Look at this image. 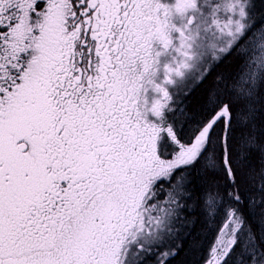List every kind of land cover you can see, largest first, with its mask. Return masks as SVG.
<instances>
[{"label":"snow or ice","instance_id":"6c2138e0","mask_svg":"<svg viewBox=\"0 0 264 264\" xmlns=\"http://www.w3.org/2000/svg\"><path fill=\"white\" fill-rule=\"evenodd\" d=\"M256 3L0 0V264H175L218 215L199 264H264V89L171 92L206 52L264 67Z\"/></svg>","mask_w":264,"mask_h":264},{"label":"flooded vegetation","instance_id":"af4514ba","mask_svg":"<svg viewBox=\"0 0 264 264\" xmlns=\"http://www.w3.org/2000/svg\"><path fill=\"white\" fill-rule=\"evenodd\" d=\"M249 34H250V31H248V36ZM231 55L232 53H229V56ZM202 56H204L205 58L203 59L202 57L200 59L201 62L198 61L196 63L195 65L196 68H192L189 71H187L188 75L185 79L184 85H183V82L181 83V80L179 79L178 83L173 85L171 88L174 102L178 106H181V105L188 106V107L190 106L189 101L191 99L193 92L196 90V89L194 90L191 89V86L195 85L197 86V89H198L199 86H202L208 80L209 75L204 77V79H200V77L203 75V72L206 66H211L210 74H214L221 70V66L225 63V60L228 59V57H225L224 60L220 61L219 63H216L215 61H213L212 55L210 52H206ZM263 89H264V86H263ZM200 217L202 220V213L200 214ZM249 218L252 219L253 223H255L254 217L250 215ZM220 223H221V217L218 215L217 216V228H211L206 232V234H201L200 229L203 228L204 225L200 223L197 225V228L194 229V239L197 238L196 237L197 235L199 236L200 247L197 248V250L195 251L196 253H195L194 259L192 260L191 264H199V260L207 254V251L210 245L213 243L215 239L216 232H217V229ZM259 236H260V233L258 232L257 233L258 239H259ZM210 242L211 244L209 245ZM240 243L241 244L244 243L243 235H241ZM185 248H186V251L177 258V260L175 261V264H177V261L181 257H184V258L187 257L188 260L191 259V253L189 252V248H191V243L187 240L185 241ZM239 252H240V247L239 245H237L235 253L233 254V257H232L231 264H235V257H236V254H238Z\"/></svg>","mask_w":264,"mask_h":264},{"label":"rangeland","instance_id":"374dc122","mask_svg":"<svg viewBox=\"0 0 264 264\" xmlns=\"http://www.w3.org/2000/svg\"><path fill=\"white\" fill-rule=\"evenodd\" d=\"M261 24H264V16H263V23H260V21L258 20V17H257V13H256V19H255V23L252 25V27L249 29V31H251V35L253 34V32H255V30L257 28H259V26ZM259 34H257V38H258ZM261 55V51H260V48L259 46L256 44V43H253L249 46L247 52L245 53V58H246V63L250 66V74L254 73L257 77V82H258V77L264 73V67L260 66V63H259V57ZM203 59L205 58L204 56H202ZM199 62H201V60H199ZM188 73L186 72L185 73V76L180 78L181 80V83L183 82V85H184V82H185V79L187 77ZM209 78H211V76L213 74H210V71L208 73ZM178 83V81H177ZM176 83V84H177Z\"/></svg>","mask_w":264,"mask_h":264},{"label":"trees","instance_id":"16d2710c","mask_svg":"<svg viewBox=\"0 0 264 264\" xmlns=\"http://www.w3.org/2000/svg\"><path fill=\"white\" fill-rule=\"evenodd\" d=\"M256 6L260 5V6H263V2L264 0H256ZM228 59L225 60V63L221 66V70L219 72L221 73H229L231 72V70H233L234 68L231 67V62H227ZM258 83H261V85H263V80L262 78H260L259 82ZM205 83L202 85V86H199L198 89H196L192 96H191V99L189 101V107H191L192 104L196 103L199 98L204 94V92L206 91L205 87H204ZM197 238L195 239L196 241H199V236L197 235L196 236ZM197 250V248H194L191 246V248H189V252L191 253V259L188 260L187 257L184 258V257H181L178 261H177V264H191L192 260L194 259V256H195V251Z\"/></svg>","mask_w":264,"mask_h":264},{"label":"bare ground","instance_id":"6f19581e","mask_svg":"<svg viewBox=\"0 0 264 264\" xmlns=\"http://www.w3.org/2000/svg\"><path fill=\"white\" fill-rule=\"evenodd\" d=\"M256 13H257V17H258V20L260 21V23H263V16L264 15H261V13H264V2H263V6H260V5L256 6ZM249 36H251V31H250ZM230 66L234 68L232 63ZM231 72L233 73V76L236 78L238 83L240 82L239 78H240V75L242 73L250 74V66L246 63L245 54L239 58V63L235 66V68L233 70H231ZM216 73H214L213 75H215ZM260 78H262V80H263V85H261V83H260V87H261V89H263V86H264L263 73L258 77V82H259ZM191 89H193V90L197 89V86L192 85ZM210 244H211V242L209 243V245Z\"/></svg>","mask_w":264,"mask_h":264}]
</instances>
